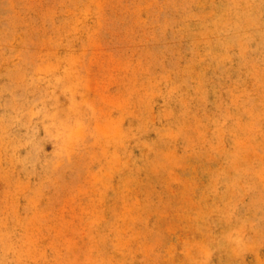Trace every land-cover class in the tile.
<instances>
[{
  "label": "rangeland",
  "instance_id": "obj_1",
  "mask_svg": "<svg viewBox=\"0 0 264 264\" xmlns=\"http://www.w3.org/2000/svg\"><path fill=\"white\" fill-rule=\"evenodd\" d=\"M0 264H264V0H0Z\"/></svg>",
  "mask_w": 264,
  "mask_h": 264
}]
</instances>
